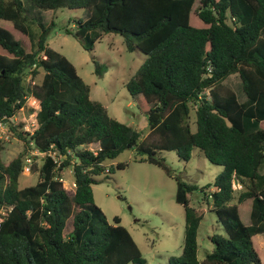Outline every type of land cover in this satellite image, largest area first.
I'll use <instances>...</instances> for the list:
<instances>
[{
    "label": "trees",
    "instance_id": "1",
    "mask_svg": "<svg viewBox=\"0 0 264 264\" xmlns=\"http://www.w3.org/2000/svg\"><path fill=\"white\" fill-rule=\"evenodd\" d=\"M30 2L44 10H87L85 19H75L73 32L85 49L102 33H115L127 51L145 55L125 87L145 113L149 131L141 139L137 129L90 98L75 66L47 46L46 27L40 24L35 45L26 48L17 37L28 36L23 0H0V20L16 30L0 25V122H9L29 96L39 105L31 134L22 131V123L9 126L23 147L7 164L0 162V207H10L0 227V264H144L120 218L108 223L92 192L96 177L114 169L106 160L126 149L135 150V161L158 166L176 180L184 237L180 255L170 256L168 264H261L253 236L264 233V0ZM96 71L104 69L96 64ZM39 74L38 81L26 84L27 75L32 80ZM232 74L240 79L243 102L224 84ZM90 144H97L95 151ZM194 148L223 167L213 190H205L208 184L202 192L225 236H209L213 249L202 260L197 257L202 214L188 198L196 186L157 155L175 151L186 161ZM34 150L42 154L40 165L30 164L37 181L19 187L24 160L34 158ZM49 152L61 156L58 164ZM73 158L75 186L68 193L60 177ZM247 199L246 225L239 207Z\"/></svg>",
    "mask_w": 264,
    "mask_h": 264
},
{
    "label": "rangeland",
    "instance_id": "2",
    "mask_svg": "<svg viewBox=\"0 0 264 264\" xmlns=\"http://www.w3.org/2000/svg\"><path fill=\"white\" fill-rule=\"evenodd\" d=\"M23 5L27 15L28 36L17 34V37L26 48H30V44L35 45L41 33L40 24L46 27L47 46L64 55L75 66L78 75L90 88V98L100 102L112 118L137 129L143 139L149 131L145 113L139 109L125 84L141 65L145 55L138 50L127 51L122 37L115 33H102L91 50L85 49L73 35L76 28L75 19H85L88 15L85 9L44 10L33 6L30 0H23ZM0 25L12 32L16 31L10 22L0 20ZM96 64L101 65L104 71L98 73ZM25 79L29 85L38 81L40 74L32 80L28 75ZM224 84L235 92L238 101L245 100L240 79L236 74L228 76ZM38 109V102L30 96L27 97L25 106L16 114L15 125L22 122L28 124L31 129L33 123L35 125V119L30 117L31 111ZM11 123L7 122L4 132L0 133V162L3 164L16 157L23 147L22 142L9 133ZM191 126L194 130V124ZM87 147L95 151L97 144ZM30 153L34 157L31 162L40 165L42 154L34 151ZM157 155L165 160L174 174L186 183L196 186V189L188 194V198L189 205L202 214L197 231V257L202 260L205 254L213 249L209 236H225L222 225L202 192V188L208 184L211 186L205 190H213L214 178L223 167L208 161L198 148L192 150L190 158L186 161L175 151L161 150ZM135 156L134 149H126L114 159L106 160V167L113 165L114 169L96 177L97 182L92 185L94 202L102 210L108 223L115 224L114 216L120 218V224L129 231L138 245L145 259L144 264H168L170 256L180 255L184 237V210L175 200L176 180L166 175L158 166L135 161ZM75 161L73 158L71 165L62 171L63 186L68 193L73 190L72 164ZM118 162L126 163V166L116 168L115 164ZM36 181V173L23 172L18 186L34 185ZM233 187L239 189L237 183H233ZM250 205L247 199L239 207L240 218L246 225L250 223ZM253 245L261 264H264V233L253 236Z\"/></svg>",
    "mask_w": 264,
    "mask_h": 264
},
{
    "label": "built area",
    "instance_id": "3",
    "mask_svg": "<svg viewBox=\"0 0 264 264\" xmlns=\"http://www.w3.org/2000/svg\"><path fill=\"white\" fill-rule=\"evenodd\" d=\"M29 76V75H28ZM30 77V76H29ZM203 94H207V92L205 91V92H203V93H201V94H199V98H203ZM31 97V96H30ZM31 98H33V97H31ZM34 99V98H33ZM35 101H36V103L38 102L36 99H34ZM23 108H21L20 110H22ZM17 114V113H16ZM16 114L14 115V116H12L11 118H9V123L10 122H12L11 124H13V125H15V121L17 120L16 119ZM35 115H36V110H33V111H31V114H30V117H32V118H34L35 119ZM7 122H0V133H3L4 131V126H5V124H6ZM19 123V122H18ZM18 123H16V124H18ZM22 123V122H21ZM23 125H22V127H21V129H22V131H25V132H28L29 134H31L32 132H33V130L36 128V126H37V123H36V119H35V125H34V123H33V127L30 129L29 128V125L28 124H24V123H22ZM0 138H1V135H0ZM34 152H36V153H39V154H41L40 152H38V151H36V150H34ZM49 154L51 155V157L54 159V161L58 164L59 162H60V157L61 156H57V154L55 153V152H49ZM30 164H31V158L29 157V156H27L26 158H25V160H24V166H23V172H29L30 171ZM60 180L62 181V183H63V178H62V176L60 177ZM72 186H73V188H74V186H75V183H74V181H72ZM237 186H238V188H240V185L239 184H237ZM64 187V186H63ZM67 191V190H66ZM73 191V190H72ZM10 210V207H6V206H2V207H0V227H1V224H2V222L4 221V219H5V217H6V215H7V212Z\"/></svg>",
    "mask_w": 264,
    "mask_h": 264
},
{
    "label": "water",
    "instance_id": "4",
    "mask_svg": "<svg viewBox=\"0 0 264 264\" xmlns=\"http://www.w3.org/2000/svg\"><path fill=\"white\" fill-rule=\"evenodd\" d=\"M206 101V99H204Z\"/></svg>",
    "mask_w": 264,
    "mask_h": 264
}]
</instances>
